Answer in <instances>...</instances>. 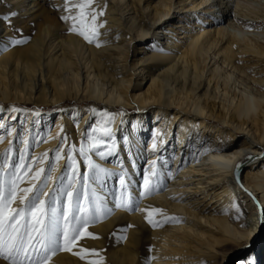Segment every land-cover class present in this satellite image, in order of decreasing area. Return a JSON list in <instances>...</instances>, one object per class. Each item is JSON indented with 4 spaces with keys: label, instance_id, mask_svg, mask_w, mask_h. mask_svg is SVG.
I'll return each mask as SVG.
<instances>
[{
    "label": "bare ground",
    "instance_id": "6f19581e",
    "mask_svg": "<svg viewBox=\"0 0 264 264\" xmlns=\"http://www.w3.org/2000/svg\"><path fill=\"white\" fill-rule=\"evenodd\" d=\"M79 2L0 3L27 28L28 43H12L16 28L0 21V159L6 150L15 158L29 140V162L40 158L33 173L51 161L49 191L67 171V146L78 148L112 117L116 153L92 156L114 173L92 185L111 212L88 223L85 232L98 238L85 234L47 264H102L81 253L90 244L114 264H220L213 259L253 244L247 258L262 264L255 240L264 231V0H92L72 32L73 21L61 17L78 16ZM153 161V191L141 195ZM122 169L131 178L124 190ZM34 182L29 176L20 187ZM129 197L137 210L118 206ZM244 209L254 216L249 229ZM150 213L161 226L146 220Z\"/></svg>",
    "mask_w": 264,
    "mask_h": 264
},
{
    "label": "snow or ice",
    "instance_id": "6c2138e0",
    "mask_svg": "<svg viewBox=\"0 0 264 264\" xmlns=\"http://www.w3.org/2000/svg\"><path fill=\"white\" fill-rule=\"evenodd\" d=\"M3 2L4 0H0V3ZM91 2L92 0H80L75 5L81 9L78 16L61 17L62 20L73 21L69 31H78L76 21L87 19L89 13L86 10ZM102 14L101 12L100 15ZM16 15L15 12L0 13V21L6 22L11 27V19ZM96 19L97 16L94 13L91 14V20ZM78 34L89 43L92 42L89 32L83 28ZM95 35L98 33L93 28L92 36ZM26 39L21 37L11 42L21 44ZM14 110L21 111V109ZM111 125L112 117L109 116L103 120L102 124L94 126L83 134V142L78 148L75 145L67 146V155L64 156L67 171L56 178V182L49 191H44V189L48 187V181L53 179L51 161L48 162V168L41 167L33 173V165L40 158H32V162H29V140L24 141L23 152L17 154L15 158L10 150L5 151L3 158L0 159V258L4 259L7 264H47L57 251H71L70 245H74L85 234L98 238L90 232L86 233L85 229L90 221L95 222L107 216L111 209L104 206L103 200L96 195L92 185L106 181L114 173L101 167L92 156L106 158L116 153L114 130ZM0 128H5V125L0 124ZM11 143L10 141V147ZM156 148L157 145L153 143L151 150L155 151ZM63 153L64 149L57 154V159L61 158ZM77 154L83 158L87 172L80 173ZM44 156L47 158L48 153ZM151 165L152 171L150 175L144 177V191L141 195H148L153 191V180L157 177L156 162H151ZM133 167H135L134 162ZM29 176L36 182L31 183L29 187H20ZM120 184L122 190L127 189L131 184V178L123 169L120 173ZM17 200L19 206H13ZM135 203L137 201H133L131 197L126 202L121 198L118 206L137 210ZM153 212L162 213V210L153 209ZM145 218L153 227L161 226L160 221L151 219V213ZM236 218L239 219V216ZM165 221L178 222L179 218L166 216ZM262 222H264V217H262ZM119 238L122 239L123 236ZM81 251L88 252L89 250L81 249ZM246 264H257V261L249 256Z\"/></svg>",
    "mask_w": 264,
    "mask_h": 264
},
{
    "label": "rangeland",
    "instance_id": "374dc122",
    "mask_svg": "<svg viewBox=\"0 0 264 264\" xmlns=\"http://www.w3.org/2000/svg\"><path fill=\"white\" fill-rule=\"evenodd\" d=\"M257 1H259V0H257ZM5 4V3H4ZM3 9L5 10V8L3 7ZM1 13H3V14H7V10H5V11H0ZM11 25H12V27H15L16 28V30L17 29H19L20 31H16V35H15V39H17V38H21V37H24V38H27V34L25 35V32H24V30H26L27 28H24V30H22L21 29V25H20V23H17L16 24V21H15V18H12L11 19ZM27 32V31H26ZM30 36H32L33 37V31L29 34ZM27 40V39H26ZM23 44H28V43H26V42H24V43H22V45ZM247 94H249V95H254L252 92H247ZM93 102V101H92ZM43 112V111H42ZM243 138V135H241V138L240 139H242ZM60 143V142H59ZM263 156H264V153L262 154ZM243 202H241V204H242ZM243 205V204H242ZM244 215L246 216V221H247V223L245 224V226H244V228H247V229H249V227H250V225H252L253 224V218H254V216H251V215H249V213L247 212V210L246 209H244ZM248 216H250V217H248ZM262 217H264V214H262ZM90 224H91V222H90ZM262 224L264 225V222H262ZM92 234H94L93 232H92ZM94 236L95 237H98L99 235L98 234H94ZM89 239H95V238H93V237H89V236H87ZM109 237V236H108ZM100 238H101V236H100ZM109 238H112V237H109ZM264 231L263 232H260L259 233V235H258V237L256 238V246H258V245H260L261 247H262V264H264ZM112 240H113V238H112ZM262 241H263V243H262ZM255 243V242H254ZM76 244V243H75ZM75 244L74 245H70V247H71V249H73V248H77V247H75ZM253 244H250V246H247L246 248H244V250L242 251V252H239L237 255H231V256H228L227 258H226V260H222L223 259V257H217L216 259H213V261H217L218 263L220 262V264H232V261H234V260H239V259H244V260H246L247 259V255H248V253L249 252H251L252 251V249H253V247L255 246H252ZM76 246H77V244H76ZM83 246H81V249H88L89 251L87 252L88 254H91V253H95V255H93L91 258H90V260L91 261H93V260H96L97 258H98V256H100L101 258H102V264H114L113 262H112V260L111 259H109L108 258V255H105V248H104V250L103 251H101L100 253H98L99 252V248L97 247V246H94V245H88L87 246V248H82ZM79 250H80V248H78ZM91 250H95L94 252L93 251H91ZM76 251H78V250H76ZM83 251H81V253H82ZM84 253H86V252H84ZM56 255V253L55 254H53L52 256H51V259L49 260V261H51L52 259H53V257ZM0 259H2V258H0ZM5 261V260H4ZM48 261V262H49ZM6 262V261H5ZM49 264H54V263H49Z\"/></svg>",
    "mask_w": 264,
    "mask_h": 264
}]
</instances>
